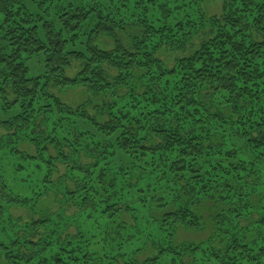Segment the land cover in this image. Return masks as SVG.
<instances>
[{"label":"trees","instance_id":"trees-1","mask_svg":"<svg viewBox=\"0 0 264 264\" xmlns=\"http://www.w3.org/2000/svg\"><path fill=\"white\" fill-rule=\"evenodd\" d=\"M0 130V264H264V0H0Z\"/></svg>","mask_w":264,"mask_h":264},{"label":"rangeland","instance_id":"rangeland-1","mask_svg":"<svg viewBox=\"0 0 264 264\" xmlns=\"http://www.w3.org/2000/svg\"><path fill=\"white\" fill-rule=\"evenodd\" d=\"M202 12L204 15H206L208 18L214 17V16H220L222 14V0H202ZM101 42V46L102 48L105 49H111L109 47L113 46V43L111 40L109 39H103ZM167 55V52H164V56ZM162 58L164 57L163 54L161 55ZM168 60L167 63L169 62L170 64H172V55L169 54L168 55ZM36 66L37 63L35 64ZM61 97L63 99L64 102H66L69 106H71L72 108L76 109L81 107L88 99V96L85 92L83 91H73V92H68V93H62ZM3 133L2 130H0V135ZM26 149L30 152V151H34L33 148L31 147H26ZM63 169V168H62ZM20 179L22 176H19ZM57 178V176H56ZM17 183H19V181H16ZM37 185V183H32L31 182H27L26 184H15L12 187L14 188V190L19 193V189L22 193H26L28 195H30L31 191H32V186ZM62 187V192H52L50 193V195H48L47 197H45L43 200H40L39 202V210H41L45 216L46 214L49 216H52V220H54V223L58 222L59 218H66V220L68 221V219L71 220V217H74L75 215H77V211L75 210V208H69L67 204H65V198H64V192H63V185H61ZM17 189V190H16ZM214 209L212 208L211 205H207V207L204 210V213L207 215V217H210L211 212ZM11 216L15 218V220H13L14 227H13V231L14 233H21L24 225H26L27 223H31L33 220H37V217L35 213L28 211V210H22L21 208H15L11 210ZM89 213H79V216L85 218L88 217ZM16 218H20L16 219ZM65 219L62 221H66ZM93 225L95 224L96 221H98L99 223H103V218L102 217H97V218H92L91 219ZM60 224V223H59ZM74 225V224H72ZM214 221L210 218L208 219L206 225L204 226V228L198 232V233H191L185 230H181L180 232V238H182V241H187V242H193V243H202L205 242L209 239L210 235L213 233L214 231ZM11 224L9 226V229L7 231V233L10 232L11 229ZM59 227H63V223H61L59 225Z\"/></svg>","mask_w":264,"mask_h":264}]
</instances>
